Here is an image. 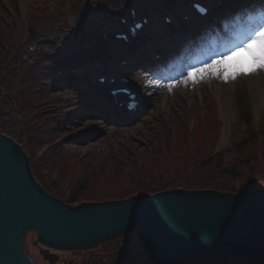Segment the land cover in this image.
I'll list each match as a JSON object with an SVG mask.
<instances>
[{
	"label": "rangeland",
	"instance_id": "rangeland-1",
	"mask_svg": "<svg viewBox=\"0 0 264 264\" xmlns=\"http://www.w3.org/2000/svg\"><path fill=\"white\" fill-rule=\"evenodd\" d=\"M0 1L7 5V11H0V22L3 24L0 39L5 48L9 49L3 51L5 61L0 60V133L28 149L36 180L53 197L67 203L68 199L75 197L79 185H85L88 189L81 196V202L70 204L75 207L83 203L99 202L104 196L114 197V193L122 194L126 189L135 193L136 184L140 181L144 184L162 181L195 183L200 176L221 179L219 182L236 187L234 193H239L237 189L245 185V182L238 179L232 183L228 176L234 169L247 178L250 176L247 170L249 164L244 165L249 151L256 152L263 160L264 132L263 137L256 140L251 148L245 152L241 149L244 141L251 138L248 131L238 130L247 127L238 121L244 116H236L233 89L238 100L240 95H245L244 82L240 79H246L248 84L251 82L254 90L251 107L256 126L259 117L262 119V126L264 91L261 84L264 85V71L231 80L229 95L223 93L227 89L223 86V79L208 78L195 84L188 82L187 85L181 80L171 89L156 83L155 88H152V81L146 79L141 72L138 79L145 77L146 86L153 91L136 122L108 131L102 124L92 125L85 121L72 131L64 130L59 126L61 122L55 123L52 113L57 110L62 116V111V120L66 121L68 116L75 114L73 109H65L73 104V100L65 104L66 95L58 94L60 89L54 90L50 85L42 84L40 80H43L47 69L44 66L54 64L57 58H66L70 53H77L86 45L93 46L100 33L105 35L113 32L115 25L110 22L112 19L126 18L129 8H148L150 4L147 0H64L71 12L69 27L64 28L63 23L56 22L40 24V28L29 36L32 42L27 45L28 52L22 50L15 55V48H10L9 43L17 45L21 36L27 38V33L21 34L20 30L30 28L31 23L25 18L29 5L33 1L47 0ZM51 9L52 7L48 11ZM38 23L40 22L35 21V24ZM1 30L0 26V32ZM67 50L70 52L66 53ZM237 57L231 58L234 62L233 69L241 65L251 67L247 65L246 57ZM213 63L226 68L224 60L222 64ZM90 67L81 70V73H86ZM62 76L63 74H59L55 77L53 87L63 85L62 88H65ZM207 92L208 99H213L217 105L213 109L211 101L207 103L212 108L207 110L211 123L216 121L221 124L218 141L212 138L213 132L210 129L202 131L204 111L201 99L205 98ZM257 96L259 101L255 104ZM39 105H44L45 108H36ZM37 111L41 114L34 116V119H38L40 125L33 124L25 117ZM67 124L68 122H63L62 127L66 128ZM194 124L197 131L190 140ZM231 145L232 148L229 147ZM208 147L210 152L207 151ZM255 147L258 152L254 150ZM220 151L223 152L220 154V167L206 165L205 162L216 158ZM261 165L264 168V163ZM131 176H134L135 184L128 183L133 181ZM138 177H141L140 181ZM256 177L260 175L256 174ZM260 180H264V173ZM131 237L135 240L134 235ZM35 240L36 235L30 233L27 237V248L35 261L46 264L39 249L34 247ZM121 245V242L106 245L105 251L96 248L90 252L55 253L61 259L60 264H114L120 258L118 254Z\"/></svg>",
	"mask_w": 264,
	"mask_h": 264
},
{
	"label": "water",
	"instance_id": "water-1",
	"mask_svg": "<svg viewBox=\"0 0 264 264\" xmlns=\"http://www.w3.org/2000/svg\"><path fill=\"white\" fill-rule=\"evenodd\" d=\"M87 251L135 234L152 264L198 257H264V188L245 194L172 190L72 207L35 180L22 147L0 134V264H38L27 249ZM44 261L56 256L40 249Z\"/></svg>",
	"mask_w": 264,
	"mask_h": 264
},
{
	"label": "trees",
	"instance_id": "trees-1",
	"mask_svg": "<svg viewBox=\"0 0 264 264\" xmlns=\"http://www.w3.org/2000/svg\"><path fill=\"white\" fill-rule=\"evenodd\" d=\"M0 26L3 27V24L0 22ZM0 34H2V32H0ZM0 49H2L1 45H0ZM22 50L25 52V50L22 48L18 53L20 54L22 52ZM5 61V59H3ZM238 100L240 101V104L242 107V112L240 113V117L243 114H248L247 111H244V107H245V97L244 95H240L238 97ZM21 109V108H20ZM243 117V119L241 118L240 122H242L243 126L246 123L247 125V129H245V131H248L250 133V140L249 141H244L243 145H242V151H246L247 149L251 148L255 143H256V136L252 131L251 125H250V120L248 118V116L246 115ZM239 131H242V128L238 129ZM244 131V128H243ZM258 141V140H257ZM257 151V147H255V149ZM207 151H209V147L207 148ZM258 152V151H257ZM220 158L218 157L216 159H210L207 160L205 163L208 166H212V162L215 161L217 162V166L220 167ZM263 160H264V156H263ZM260 156L258 157L256 152H252L249 151L246 155V161L245 164H249V166L247 167L248 169V173H250V176L247 178V176H243L242 173H239V171H237L236 169H234L233 173L231 175H229L228 177H230L229 179L232 180V183H234L236 180H243L245 182V185L239 187L237 189V191L239 193H246L249 192L251 190H255V189H259V188H264V180H260V178L262 177L263 173H264V168L261 165L262 163H264ZM254 165H259V166H254ZM254 166V167H253ZM263 171V173H262ZM180 172V171H177ZM256 174L260 175V177H256ZM141 175V173H139V176ZM227 176V175H226ZM133 178V181L128 182V183H132L135 184L134 182V176H131ZM139 181L141 180V177H138ZM259 179V181H258ZM221 179L218 178H212V177H205V176H200L198 178V180L195 183H190V182H173V183H162L164 181H162L161 183H156V184H144L140 182H137L136 184V189H135V193L131 191H129L128 189L124 190V192L122 194L119 193H112L113 195H115L114 197H108V196H104L101 197L99 202H105V201H109V200H123L126 199L128 197H130L131 195H154L160 192H164L167 191L169 189H185V190H216V191H221V192H236V187H233L232 185L229 184H224V182H219ZM241 185V184H240ZM87 187H85V185L80 184L79 185V190L76 192L77 194L75 195V197H72V199H68L69 202L67 201L68 204L74 205L77 204L78 202H81V196L84 195L87 192ZM249 189V190H248ZM97 202V201H95ZM211 259H207V258H203L199 260L198 264H235L233 261H236L237 264H264V259H260V258H252V257H236V258H230V259H226V260H222L219 259L220 257H210Z\"/></svg>",
	"mask_w": 264,
	"mask_h": 264
},
{
	"label": "snow or ice",
	"instance_id": "snow-or-ice-1",
	"mask_svg": "<svg viewBox=\"0 0 264 264\" xmlns=\"http://www.w3.org/2000/svg\"><path fill=\"white\" fill-rule=\"evenodd\" d=\"M253 44L259 45L257 51H253ZM241 49L252 54L253 65L251 67H244L241 65L235 69L223 68L218 67L217 63L209 61L206 65L189 69L183 82L185 85H187L188 82L195 84L205 79L213 78L223 79L224 82L227 83L231 80H235L239 76L254 75L257 71H264V11L260 13V23L253 27L243 38L241 43L233 48L227 55L233 53L238 54ZM218 63L222 64L223 60H219ZM194 76L195 78H193ZM161 87H169L171 89L174 85L161 84Z\"/></svg>",
	"mask_w": 264,
	"mask_h": 264
},
{
	"label": "bare ground",
	"instance_id": "bare-ground-1",
	"mask_svg": "<svg viewBox=\"0 0 264 264\" xmlns=\"http://www.w3.org/2000/svg\"><path fill=\"white\" fill-rule=\"evenodd\" d=\"M76 28V27H75ZM80 43H82L81 41H80ZM252 48H253V51H257L258 49H259V45H257V44H253L252 45ZM223 93L224 94H227L228 93V91H227V89H224L223 90ZM257 94V93H256ZM108 98H110V101H112V97H109V95L107 94L106 95ZM258 101H259V96H257L256 98H255V104H257L258 103ZM260 104V103H259ZM114 129V128H113ZM113 129H111V130H113ZM88 132H93L94 133V131H88Z\"/></svg>",
	"mask_w": 264,
	"mask_h": 264
}]
</instances>
